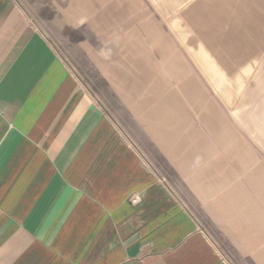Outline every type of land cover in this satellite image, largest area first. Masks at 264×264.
I'll use <instances>...</instances> for the list:
<instances>
[{
    "label": "crops",
    "instance_id": "0c3cea01",
    "mask_svg": "<svg viewBox=\"0 0 264 264\" xmlns=\"http://www.w3.org/2000/svg\"><path fill=\"white\" fill-rule=\"evenodd\" d=\"M263 55L264 0H0V264H264Z\"/></svg>",
    "mask_w": 264,
    "mask_h": 264
},
{
    "label": "rangeland",
    "instance_id": "374dc122",
    "mask_svg": "<svg viewBox=\"0 0 264 264\" xmlns=\"http://www.w3.org/2000/svg\"><path fill=\"white\" fill-rule=\"evenodd\" d=\"M255 74H257V76H260V80H258L257 83V87L255 88L253 84H251V89L254 90L252 91V94H264V55L261 56L259 63H258V67L255 68ZM260 74V75H259ZM254 79L256 80L257 78L254 76ZM253 80V81H255ZM246 135L249 137V131L245 132Z\"/></svg>",
    "mask_w": 264,
    "mask_h": 264
},
{
    "label": "built area",
    "instance_id": "2783aa9c",
    "mask_svg": "<svg viewBox=\"0 0 264 264\" xmlns=\"http://www.w3.org/2000/svg\"><path fill=\"white\" fill-rule=\"evenodd\" d=\"M134 201L136 202V201H137V199H134Z\"/></svg>",
    "mask_w": 264,
    "mask_h": 264
}]
</instances>
